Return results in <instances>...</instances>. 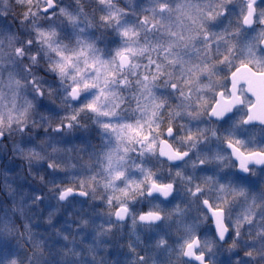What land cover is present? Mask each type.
Wrapping results in <instances>:
<instances>
[{
    "label": "clouds",
    "instance_id": "1",
    "mask_svg": "<svg viewBox=\"0 0 264 264\" xmlns=\"http://www.w3.org/2000/svg\"><path fill=\"white\" fill-rule=\"evenodd\" d=\"M242 64L264 0H0V264H264Z\"/></svg>",
    "mask_w": 264,
    "mask_h": 264
},
{
    "label": "snow or ice",
    "instance_id": "2",
    "mask_svg": "<svg viewBox=\"0 0 264 264\" xmlns=\"http://www.w3.org/2000/svg\"><path fill=\"white\" fill-rule=\"evenodd\" d=\"M249 9H251V5H249ZM249 22V18L245 17V23ZM125 36H128V33H124ZM130 51V49H129ZM120 62L122 65H126L129 62V56L125 52L119 53ZM232 92L233 95L229 98H224L223 93H221V100L216 103L213 108L212 115L221 116L225 111L230 110V108L239 103L241 97L238 96L237 89L240 85H244L247 88V91L255 98V102L249 106V119H259L264 121V71H253L248 64H242L232 73ZM88 85H86L87 87ZM78 89H73V92H77ZM99 99V97L97 98ZM88 109L90 111H96L95 103L89 104ZM106 114V113H105ZM129 135L141 136V133L138 129H133L129 127ZM143 139H147V137H142ZM151 147V146H150ZM229 147L232 148L233 153L237 156L240 161L241 168L246 169L249 161L255 160L256 163H264V153H249L245 154L241 152V150L233 144H229ZM167 154V153H165ZM173 156H178V153H173ZM259 157V159H257ZM171 158V157H170ZM171 187L170 185L168 186ZM153 188L158 189L162 193L166 194V189L164 186L153 184ZM63 198V197H61ZM121 211H127L126 209H121ZM117 215H120V212H117ZM213 215L219 217L221 213L218 211H213ZM141 220L144 221H152L158 220L160 217L158 215H154L153 213H148L146 216H141ZM218 227L221 226V221L217 220ZM191 248V245H189Z\"/></svg>",
    "mask_w": 264,
    "mask_h": 264
}]
</instances>
